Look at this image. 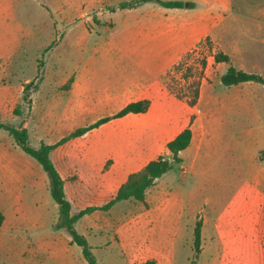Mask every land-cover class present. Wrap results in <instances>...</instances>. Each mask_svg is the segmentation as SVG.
Returning <instances> with one entry per match:
<instances>
[{
  "label": "rangeland",
  "instance_id": "1",
  "mask_svg": "<svg viewBox=\"0 0 264 264\" xmlns=\"http://www.w3.org/2000/svg\"><path fill=\"white\" fill-rule=\"evenodd\" d=\"M121 1L125 0H20L14 13L2 18L0 28V48L17 47L11 57L0 61V122L18 127L28 120L33 92L31 102H26L24 88L38 81L43 68L48 73L47 88H52L88 52L107 45L112 32L124 29V14L111 13ZM224 45L231 53L227 65H241L237 38L224 39ZM208 55L192 52L166 76L169 88L188 99L196 87H209L197 101L196 137L183 165L174 163L160 184L148 189V205L134 199L120 201L112 212H98L92 220L77 224L80 233L92 234L85 235L95 244L92 251L98 264H142L150 258L157 264H192L198 219L203 228L197 264H264V84L237 85L234 105L224 97L235 92L221 83V69ZM29 142L38 146L32 136ZM0 143L17 163L30 159L48 177L4 128ZM3 174L0 170V193L8 190ZM86 201L73 203V212ZM40 202L38 209L17 212V223L11 222L16 215L5 207L8 222L0 229V264L87 263L81 246L67 243L70 234L55 229L59 208L49 187ZM132 223L145 224L143 240L133 235ZM121 228H127L129 237L121 234ZM45 238L51 241L42 249L36 243ZM17 240L32 244L29 249L19 247ZM21 248L43 254V261L12 262L9 254ZM63 255L66 262L60 258Z\"/></svg>",
  "mask_w": 264,
  "mask_h": 264
},
{
  "label": "crops",
  "instance_id": "2",
  "mask_svg": "<svg viewBox=\"0 0 264 264\" xmlns=\"http://www.w3.org/2000/svg\"><path fill=\"white\" fill-rule=\"evenodd\" d=\"M19 1L0 0V28L2 18L12 15ZM181 1L185 3L183 7H165L153 0H138L126 8L117 6L111 13L124 14L125 28L112 32L114 35L107 45L88 52L52 88H47L48 73L43 68L39 88L32 94L29 118L22 124L28 129L29 137L37 141L36 147L43 142L55 144L80 127L113 116L132 102L149 101L146 111L112 118L51 151L50 157L64 180L72 213L88 206L106 204L115 197L131 173L161 156L170 159L168 143L190 126L191 143L180 152L183 165L195 141L198 106L197 102L191 105L186 96L170 89L166 76L188 54L209 52L207 57L212 58L221 69L222 76L230 64L216 61L215 55L223 52L229 55L231 61L224 39L237 38V61L241 64L237 68L264 77V0ZM8 23L6 20V25ZM209 41H213L212 46ZM16 50L17 47L8 50L0 48V61L3 56L11 57ZM223 67H226L225 70ZM249 82L255 81L243 83ZM239 84L225 87L235 92L231 97H224L234 105L237 103L236 88ZM207 90L209 87L204 89L202 86L198 99ZM195 164L193 162L191 166ZM0 170L8 186L7 191L0 193V209L4 214L5 207H9V213L15 215L40 207L43 190L49 187V177L34 161L24 159L21 164L17 163L0 143ZM165 174L153 186H158ZM87 198H90L89 202ZM106 198L109 199L107 202L99 204ZM81 201H86V204L73 212V203ZM113 207L108 211L97 209L85 214L76 226L81 221L92 220L98 212H112ZM16 218L17 215L11 222L15 223ZM7 222L5 216L1 228ZM129 226H132L133 235L138 240L144 239V223ZM121 234L126 238L130 235L127 228H121ZM71 240L67 238L69 245ZM50 241L45 238L36 244L43 249ZM16 242L19 247L26 246L28 249L32 244L28 240ZM91 246L94 248L95 244ZM18 251L9 254L12 262H42L44 259L43 254L22 248ZM63 256L60 258L66 262L67 257ZM80 263L88 264L83 260Z\"/></svg>",
  "mask_w": 264,
  "mask_h": 264
},
{
  "label": "trees",
  "instance_id": "3",
  "mask_svg": "<svg viewBox=\"0 0 264 264\" xmlns=\"http://www.w3.org/2000/svg\"><path fill=\"white\" fill-rule=\"evenodd\" d=\"M151 1V0H143ZM165 7H183L184 1L181 0H153ZM137 2V1H135ZM135 2H120L118 4L119 8H126L128 6H133ZM52 46V45H51ZM216 61H226L230 62V57L223 52H218L215 55ZM206 65V61L203 60V67ZM42 80V76L38 78V81H30L25 85L23 99L26 102H31L30 95L31 92L36 91L39 88V84ZM248 81H255L264 84V77L260 74L244 71L238 69L234 65L230 64L227 71L221 76V82L226 85H234ZM182 96V95H181ZM199 96V88L196 87L194 91L193 98L189 99L191 105L196 104ZM149 107L148 100L136 101L128 104L121 111L117 112L113 116H108L100 119L93 125L87 127H80L70 133L69 135L63 137L59 142L55 144L41 143L39 147H34L29 142V131L23 125L14 126L9 123L0 122V128L7 130L16 140V143L31 157L37 160L46 171L49 177V190L55 202L58 204L59 208V218L54 224L55 229L66 230L71 238L72 242L78 244L82 248L83 255L87 260L88 264H98L97 257L92 251V246L89 243L87 237L80 233L76 228V222L83 217L85 214L91 213L94 210L101 209L104 211L110 210L117 202L122 200L134 199L148 205L147 203V190L155 185L157 179L163 174L167 173L173 168L174 163H181L182 158L180 157V152L187 148L192 139V129L191 127L185 128L181 131L175 139L168 143V149L171 152V158H165L163 156L158 159L149 162L143 169L133 172L129 175L126 182H124L119 188L117 194L109 202L101 206H88L77 213H72L71 203L66 197L64 180L57 170L55 164L53 163L50 153L58 145L66 142L72 137H76L84 134L89 129L96 127L112 118L121 117L130 112H144ZM15 113L19 114L18 108L15 109ZM264 182V176H263ZM5 220V215L0 209V228ZM202 228L203 221L198 219L194 227V241L193 250L194 257L192 258V264H197V259L201 253V243H202ZM142 264H157L156 259L150 258L145 260Z\"/></svg>",
  "mask_w": 264,
  "mask_h": 264
}]
</instances>
